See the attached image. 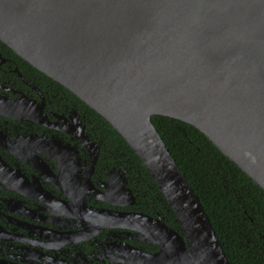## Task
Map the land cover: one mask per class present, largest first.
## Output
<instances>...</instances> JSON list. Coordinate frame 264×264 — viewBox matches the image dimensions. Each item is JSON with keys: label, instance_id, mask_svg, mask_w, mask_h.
<instances>
[{"label": "water", "instance_id": "obj_1", "mask_svg": "<svg viewBox=\"0 0 264 264\" xmlns=\"http://www.w3.org/2000/svg\"><path fill=\"white\" fill-rule=\"evenodd\" d=\"M0 41L104 118L157 185L180 228L142 216L160 252L139 264H230L152 117L195 127L264 190V0H0Z\"/></svg>", "mask_w": 264, "mask_h": 264}, {"label": "flooded vegetation", "instance_id": "obj_2", "mask_svg": "<svg viewBox=\"0 0 264 264\" xmlns=\"http://www.w3.org/2000/svg\"><path fill=\"white\" fill-rule=\"evenodd\" d=\"M106 143L70 91L0 41V264H139L160 252L148 219L180 226ZM142 216L154 243L140 240Z\"/></svg>", "mask_w": 264, "mask_h": 264}, {"label": "trees", "instance_id": "obj_3", "mask_svg": "<svg viewBox=\"0 0 264 264\" xmlns=\"http://www.w3.org/2000/svg\"><path fill=\"white\" fill-rule=\"evenodd\" d=\"M74 97L88 113L92 127L105 137L106 147L124 152L125 158L138 167L156 199L170 210V225L179 228L173 211L126 141L104 118ZM152 122L198 196L230 264H264V190L195 127L165 116H153Z\"/></svg>", "mask_w": 264, "mask_h": 264}]
</instances>
